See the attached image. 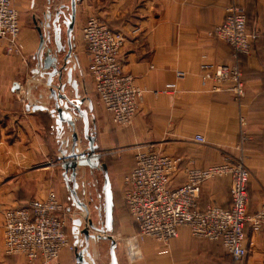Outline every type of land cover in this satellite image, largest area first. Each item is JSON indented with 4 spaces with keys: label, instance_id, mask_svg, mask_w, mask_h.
Returning <instances> with one entry per match:
<instances>
[{
    "label": "crops",
    "instance_id": "1",
    "mask_svg": "<svg viewBox=\"0 0 264 264\" xmlns=\"http://www.w3.org/2000/svg\"><path fill=\"white\" fill-rule=\"evenodd\" d=\"M52 1L14 0L21 16L18 44L22 48L10 53L7 42H0V264H30L24 256L6 254L4 211L43 200L50 192L57 194L66 209L71 207L58 161L55 121L46 112L27 110L32 101L27 92L31 89H37L38 95L40 92L33 78L40 46L37 22L48 9L55 13L62 4L70 3L59 0L52 5ZM237 3L245 10L249 31L254 35L252 53L240 59L246 88L245 97L240 100L227 92L207 94L214 83L205 85L203 81V66L234 62L232 48L212 35L225 20L228 0L78 2L73 52L78 69L74 76L80 94L86 99L83 108L88 107V99L94 105L90 118L98 152L108 165L113 184L115 224L124 218L125 209L130 216L124 179L134 170L135 157L140 152L152 151L180 159L181 171L172 181L173 188L185 184L186 167L206 170L242 157L252 173L248 213L254 215L264 204V150L253 147L254 142L262 144L264 139V0H237ZM35 6L38 13L29 22L27 9ZM90 18L99 19L125 37L121 63L125 73L143 91L139 112L130 127L115 125L95 92L83 38V28ZM178 72L186 73L185 77L178 78ZM17 83L19 88L14 90ZM66 93L70 99L74 98L70 87ZM78 129H82V124H78ZM242 135L247 138L244 143ZM198 136L205 142H198ZM124 151L134 160L131 169L122 175L121 166L103 158ZM231 185V175L205 181L199 209L229 207ZM118 187L123 192L121 198L116 191ZM61 215L68 219L69 215ZM132 222L137 234L133 219ZM67 224L71 234V224ZM245 233L247 256L238 263H234L221 242L195 239L186 228L179 230L178 238L168 247L144 238L133 257L126 251L118 255L119 263L264 264V227L254 232L247 225ZM72 252L68 248L61 252V264H76Z\"/></svg>",
    "mask_w": 264,
    "mask_h": 264
},
{
    "label": "built area",
    "instance_id": "2",
    "mask_svg": "<svg viewBox=\"0 0 264 264\" xmlns=\"http://www.w3.org/2000/svg\"><path fill=\"white\" fill-rule=\"evenodd\" d=\"M228 1L225 20L212 35L232 48L234 62L203 66V81L205 85L214 83L207 94L227 92L240 100L246 94L240 59L252 53L254 35L249 31L245 10L237 0ZM20 34L21 16L14 0H0V42H7L8 52L21 50ZM83 38L100 104L115 125L130 127L139 112L143 91L123 69L124 35L99 19L90 18L83 28ZM185 75L177 73L178 78ZM241 139L243 143L247 141L244 135ZM196 140L205 142L200 136ZM180 171L178 158L152 151L136 155L135 168L124 182L126 206L138 229L137 236L128 242V253L132 256L137 252L139 240L144 238L168 247L178 238L179 230L186 228L195 239L221 242L234 263L241 262L247 256L246 226L250 225L254 232L264 227V204L254 215L248 213L252 173L244 159L228 160L206 170L186 167L185 184L173 188L172 181ZM228 175L232 177L231 205L200 210L198 200L205 181ZM61 213L68 215L55 192L43 200L4 211L6 254L24 256L30 264H61V252L66 248L74 251L67 217Z\"/></svg>",
    "mask_w": 264,
    "mask_h": 264
},
{
    "label": "water",
    "instance_id": "3",
    "mask_svg": "<svg viewBox=\"0 0 264 264\" xmlns=\"http://www.w3.org/2000/svg\"><path fill=\"white\" fill-rule=\"evenodd\" d=\"M79 1L70 0L69 5L62 4L55 13L48 9L40 21L44 28L40 25L38 27L40 46L35 56L36 69L33 71V78L40 90L39 99L34 103L29 101L27 110L46 112L55 121L59 143L58 161L74 210L71 234L76 264H97L90 252V244L91 241L102 240L110 243V264H120L118 242L114 236L113 184L108 165L102 161V155L98 152L96 133L90 118L94 105L88 99V107L83 108L86 99L80 94L79 83L74 76L78 69L77 57L73 52L76 47L75 27ZM68 87L73 90V99L66 93ZM18 88L17 83L14 90ZM78 124H82L80 131ZM83 143L86 146L82 147ZM86 170L92 174L100 173L103 177L100 195L103 205L94 210L102 226L93 221L86 201L88 195L92 196L83 180Z\"/></svg>",
    "mask_w": 264,
    "mask_h": 264
},
{
    "label": "rangeland",
    "instance_id": "4",
    "mask_svg": "<svg viewBox=\"0 0 264 264\" xmlns=\"http://www.w3.org/2000/svg\"><path fill=\"white\" fill-rule=\"evenodd\" d=\"M58 2H59V0H53L52 5L56 4ZM37 13H38V10L36 9V6L34 8L28 7V9H27L28 21L32 22V17L34 15H36ZM21 31H22V28H21ZM64 38H65V36H64ZM36 90L31 89L29 92H27V97H30V99L32 100V103H34L36 99L37 100L39 99V95H38ZM32 91H33V93H32ZM1 131H2V129L0 128V138L2 137ZM260 143L254 142L253 147H255L256 149L260 148V149L264 150V139L262 140V144H260ZM83 146H84V143L82 144V147ZM103 160L104 161L110 160L114 164V166H116V165L121 166L120 170L124 171L121 173H122V175L123 174L125 175L127 173L125 171L131 169V167H132L131 165H133L132 163H133L134 157L131 156V154L129 152L124 151V152L114 154L111 157L105 156L103 158ZM115 170H116V175H117V169H115ZM117 177H118V175H117ZM83 180L86 184L87 190L92 193L91 197L88 195L86 198V201L89 204V208L91 210V217L95 223H97L99 226H102V223L99 221V218L97 216L98 213H97V211H94V210H95V208L101 207L103 205V198H100V195L102 194L103 177L100 173L94 172L92 174L89 170H86V174H85ZM124 182H125V179H124ZM116 191H118L117 192L118 194L120 193L119 198H121L120 195H122L123 192L119 189V187L117 188ZM124 191H125V189H124ZM123 217L124 218L122 220L121 219L117 220L116 224L114 225V236L118 242V250H117L118 255H121L122 253H124V251H126L128 253V247H129L128 242L133 237L137 236V234H138V231L136 234L134 224H133L132 219L129 216L128 212L126 211V209L124 211ZM70 238H71V242L74 243L72 234H70ZM149 240L157 244V242L154 241L153 239L149 238ZM144 241L145 240H143V239L139 240V247H141V243H143ZM109 248H110V243L108 241H103V240L98 241V242L91 241L90 252L92 253L94 258L96 259L97 264H110ZM72 253H74V251Z\"/></svg>",
    "mask_w": 264,
    "mask_h": 264
},
{
    "label": "flooded vegetation",
    "instance_id": "5",
    "mask_svg": "<svg viewBox=\"0 0 264 264\" xmlns=\"http://www.w3.org/2000/svg\"><path fill=\"white\" fill-rule=\"evenodd\" d=\"M40 21L37 22V28L40 27V26H42L40 24ZM42 28H44V25L42 26ZM67 212H68V215H69L67 221H68L69 224H71V227H72V218L74 216V210L72 209V207H70L69 209H67ZM73 246H74V243H73Z\"/></svg>",
    "mask_w": 264,
    "mask_h": 264
}]
</instances>
